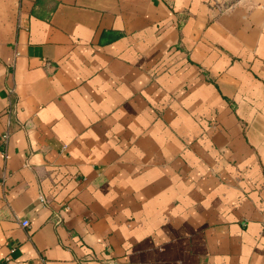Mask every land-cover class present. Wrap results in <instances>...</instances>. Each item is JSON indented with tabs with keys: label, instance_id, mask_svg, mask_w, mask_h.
Masks as SVG:
<instances>
[{
	"label": "crops",
	"instance_id": "obj_1",
	"mask_svg": "<svg viewBox=\"0 0 264 264\" xmlns=\"http://www.w3.org/2000/svg\"><path fill=\"white\" fill-rule=\"evenodd\" d=\"M0 264H264V0H0Z\"/></svg>",
	"mask_w": 264,
	"mask_h": 264
},
{
	"label": "built area",
	"instance_id": "obj_2",
	"mask_svg": "<svg viewBox=\"0 0 264 264\" xmlns=\"http://www.w3.org/2000/svg\"><path fill=\"white\" fill-rule=\"evenodd\" d=\"M211 7L215 8L219 12H226L232 9L238 2V0H208ZM6 138V134L4 135V139ZM40 200L43 198L40 196ZM22 226H28L29 221L26 219L21 220Z\"/></svg>",
	"mask_w": 264,
	"mask_h": 264
}]
</instances>
